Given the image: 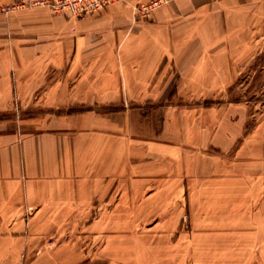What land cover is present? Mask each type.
Wrapping results in <instances>:
<instances>
[{
  "label": "crops",
  "instance_id": "obj_1",
  "mask_svg": "<svg viewBox=\"0 0 264 264\" xmlns=\"http://www.w3.org/2000/svg\"><path fill=\"white\" fill-rule=\"evenodd\" d=\"M134 3L120 0L82 18L45 7L0 14L1 225H25L54 210L88 211L105 188L127 195L128 210H164L143 196L190 193L186 148L232 146L230 115L217 124L202 118L213 108L143 105L167 99L170 82L178 95L184 83L233 82L264 37V0H170L146 18L136 16ZM259 131L258 123L243 138V161L264 160L262 138L251 144L258 157H247L249 136ZM174 154L180 158L170 166ZM259 170L248 171L251 193L264 184ZM210 236L196 245L213 247L218 234ZM208 254L193 251L192 258L221 264L232 257Z\"/></svg>",
  "mask_w": 264,
  "mask_h": 264
},
{
  "label": "rangeland",
  "instance_id": "obj_2",
  "mask_svg": "<svg viewBox=\"0 0 264 264\" xmlns=\"http://www.w3.org/2000/svg\"><path fill=\"white\" fill-rule=\"evenodd\" d=\"M19 1L0 2V14L40 7H14ZM149 1L135 0L136 16L146 18L170 0L142 11L140 4ZM258 38L254 41L258 51L240 68L233 82L184 83L181 95L176 93L178 83L170 82L167 99L143 105L169 106L174 110L213 108L211 113L202 114V118L217 124L228 123L230 115L234 134L237 133L232 146L186 148L182 174L190 178V193L147 199L143 196L147 202H162L167 208L132 211L128 210L127 195L112 194L111 188H105L106 192L96 196L88 211L54 210L38 214L29 223L26 220L25 225L0 223V264H215L209 257L192 258L193 251H205L207 255L212 251L229 253L231 258L217 259L221 264H264V184H259V194L249 192L246 187L252 177L248 171L258 168V173H263L264 160L240 158L246 155L241 153L243 138L258 123L260 131L249 136V149L264 139V37L260 34ZM104 108L116 109L111 105ZM214 108L222 110L218 112ZM248 153L249 159L258 157L256 147ZM170 158L174 159L170 166H175L180 157L174 154ZM199 158L198 167L193 169L196 165L193 159ZM224 164L232 169L227 176L220 170ZM254 180L250 184L256 186ZM118 201L120 209L113 210V203ZM229 223L235 228L231 225V229L223 230L209 225ZM212 233L218 234L213 247L196 245L199 238H206L209 243Z\"/></svg>",
  "mask_w": 264,
  "mask_h": 264
},
{
  "label": "built area",
  "instance_id": "obj_3",
  "mask_svg": "<svg viewBox=\"0 0 264 264\" xmlns=\"http://www.w3.org/2000/svg\"><path fill=\"white\" fill-rule=\"evenodd\" d=\"M120 0H20L14 7L40 6L45 7L53 13H67L75 18H82L102 8L112 5ZM166 0H151L140 4L142 11L157 6Z\"/></svg>",
  "mask_w": 264,
  "mask_h": 264
}]
</instances>
